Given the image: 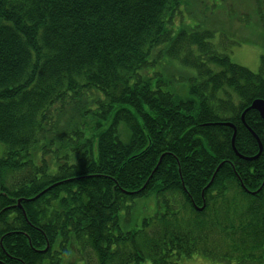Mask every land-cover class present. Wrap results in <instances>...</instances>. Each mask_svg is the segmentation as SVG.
<instances>
[{"label": "trees", "instance_id": "obj_1", "mask_svg": "<svg viewBox=\"0 0 264 264\" xmlns=\"http://www.w3.org/2000/svg\"><path fill=\"white\" fill-rule=\"evenodd\" d=\"M183 1L0 0V264H264V56L175 34Z\"/></svg>", "mask_w": 264, "mask_h": 264}, {"label": "rangeland", "instance_id": "obj_2", "mask_svg": "<svg viewBox=\"0 0 264 264\" xmlns=\"http://www.w3.org/2000/svg\"><path fill=\"white\" fill-rule=\"evenodd\" d=\"M195 27L211 32L214 36L211 43L219 51L227 52L233 63L254 73L259 71L260 60L264 56V0H184L171 28L176 34L181 28ZM151 72L161 73L165 79L171 80L172 89L181 91L183 95L188 93V79L195 76L192 69L182 65L179 60L169 58L158 62ZM158 210L154 195L139 200L128 218L121 217V227L124 231L137 228L144 218L153 216ZM88 264H97L92 253ZM182 264L222 263L192 257Z\"/></svg>", "mask_w": 264, "mask_h": 264}, {"label": "water", "instance_id": "obj_3", "mask_svg": "<svg viewBox=\"0 0 264 264\" xmlns=\"http://www.w3.org/2000/svg\"><path fill=\"white\" fill-rule=\"evenodd\" d=\"M248 110H254V111H257L258 113H259V115H260V117L264 120V101L263 100H255L253 103H252V105L246 110V112L248 111ZM244 115H245V113L243 114V118H244ZM228 126H230V127H233L231 124H229ZM233 129L235 130V128L233 127ZM236 136V130H235V133H234V137ZM233 137V138H234ZM259 144H260V142H259ZM260 146V150H262V146H261V144L259 145ZM21 202L19 201V204H20ZM200 210H202V209H200Z\"/></svg>", "mask_w": 264, "mask_h": 264}, {"label": "bare ground", "instance_id": "obj_4", "mask_svg": "<svg viewBox=\"0 0 264 264\" xmlns=\"http://www.w3.org/2000/svg\"><path fill=\"white\" fill-rule=\"evenodd\" d=\"M258 100V99H257ZM259 100H261V99H259ZM264 101V100H263ZM254 102V101H253ZM252 105V104H251ZM262 119V118H261ZM263 120V119H262ZM264 121V120H263ZM253 136L255 137V139H258L257 138V136L253 133ZM234 140H235V137L232 139V143H234ZM261 151L262 150H260V148H259V153L255 156V157H253V158H245V159H247V160H253V159H257L258 157H259V155H260V153H261ZM238 156L239 157H241V158H243V156H240L239 154H238Z\"/></svg>", "mask_w": 264, "mask_h": 264}, {"label": "flooded vegetation", "instance_id": "obj_5", "mask_svg": "<svg viewBox=\"0 0 264 264\" xmlns=\"http://www.w3.org/2000/svg\"><path fill=\"white\" fill-rule=\"evenodd\" d=\"M248 129L252 132V134H253V131L248 127Z\"/></svg>", "mask_w": 264, "mask_h": 264}]
</instances>
